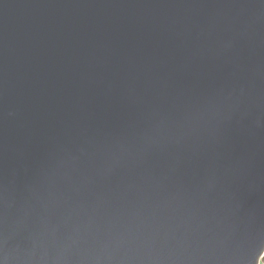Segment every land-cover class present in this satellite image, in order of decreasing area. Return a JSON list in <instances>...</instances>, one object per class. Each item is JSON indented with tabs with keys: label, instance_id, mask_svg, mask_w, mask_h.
<instances>
[{
	"label": "water",
	"instance_id": "1",
	"mask_svg": "<svg viewBox=\"0 0 264 264\" xmlns=\"http://www.w3.org/2000/svg\"><path fill=\"white\" fill-rule=\"evenodd\" d=\"M264 0H0V264H259Z\"/></svg>",
	"mask_w": 264,
	"mask_h": 264
},
{
	"label": "rangeland",
	"instance_id": "2",
	"mask_svg": "<svg viewBox=\"0 0 264 264\" xmlns=\"http://www.w3.org/2000/svg\"><path fill=\"white\" fill-rule=\"evenodd\" d=\"M259 264H264V256L261 258Z\"/></svg>",
	"mask_w": 264,
	"mask_h": 264
}]
</instances>
